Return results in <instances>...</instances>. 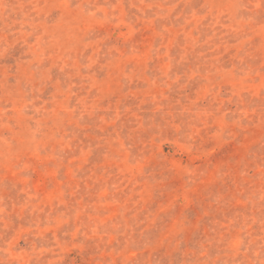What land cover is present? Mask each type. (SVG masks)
I'll list each match as a JSON object with an SVG mask.
<instances>
[{"label":"rangeland","instance_id":"rangeland-1","mask_svg":"<svg viewBox=\"0 0 264 264\" xmlns=\"http://www.w3.org/2000/svg\"><path fill=\"white\" fill-rule=\"evenodd\" d=\"M0 264H264V0H0Z\"/></svg>","mask_w":264,"mask_h":264}]
</instances>
